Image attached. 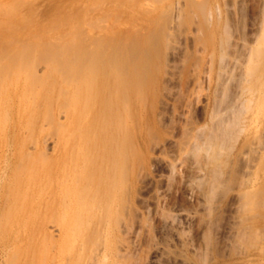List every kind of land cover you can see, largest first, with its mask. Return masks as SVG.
<instances>
[{"label": "rangeland", "instance_id": "rangeland-1", "mask_svg": "<svg viewBox=\"0 0 264 264\" xmlns=\"http://www.w3.org/2000/svg\"><path fill=\"white\" fill-rule=\"evenodd\" d=\"M263 28L264 0H0V264H264Z\"/></svg>", "mask_w": 264, "mask_h": 264}, {"label": "bare ground", "instance_id": "bare-ground-1", "mask_svg": "<svg viewBox=\"0 0 264 264\" xmlns=\"http://www.w3.org/2000/svg\"><path fill=\"white\" fill-rule=\"evenodd\" d=\"M28 1V0H27ZM19 2V1H18ZM25 3H26V0H25ZM19 4V3H18ZM17 7V6H16ZM13 8V7H12ZM11 10V9H10ZM71 19V18H70ZM66 23V22H65ZM22 28V27H21ZM11 29V28H10ZM264 29V28H263ZM226 31V30H225ZM48 32V31H47ZM229 32V31H228ZM262 33V32H261ZM28 36V35H27ZM38 36V35H37ZM36 36V37H37ZM61 36V35H60ZM15 37V36H14ZM35 37V38H36ZM262 37V36H261ZM30 38L32 39V37H31V35H30ZM34 38V39H35ZM39 38V37H38ZM260 38V37H259ZM18 41V40H17ZM60 41V40H59ZM71 41V40H70ZM9 42V41H8ZM12 42V41H11ZM21 43V42H20ZM75 43V42H74ZM11 44V43H10ZM73 44V43H72ZM24 45V44H23ZM37 45H38V43H37ZM50 46V45H49ZM1 47H4V46H1ZM8 47V46H7ZM23 48V47H22ZM74 48H76V46L74 47ZM80 48H81V46H80ZM79 48V49H80ZM8 49V48H7ZM253 49V48H252ZM5 50V49H4ZM18 50V49H17ZM16 50V51H17ZM26 50V49H25ZM255 50V49H254ZM15 51V52H16ZM54 52V51H53ZM252 52H253V50H252ZM260 52V51H259ZM1 53V52H0ZM21 53V52H20ZM17 54V53H16ZM25 54V53H24ZM71 54V53H70ZM14 55V54H13ZM255 55H257V54H254V56ZM19 57V56H18ZM60 57V56H59ZM18 59V58H17ZM20 59V58H19ZM62 59V58H61ZM77 60H78V58H77ZM20 61H22L21 59H20ZM79 61V60H78ZM71 63V62H70ZM12 64V63H11ZM22 64V63H21ZM53 64V63H52ZM72 64V63H71ZM23 66V65H22ZM3 67V66H2ZM13 68V67H12ZM51 68V67H50ZM21 69V68H20ZM4 71V70H3ZM74 71V70H73ZM72 72V71H71ZM33 73V72H32ZM76 73V72H75ZM18 75V74H17ZM16 75V76H17ZM61 76V75H60ZM231 76V75H230ZM6 77V76H5ZM145 77H146V75H145ZM237 78V77H236ZM15 79V78H14ZM13 79V80H14ZM40 79V78H39ZM79 80V79H78ZM0 81H1V79H0ZM8 81H9V79H8ZM73 81V80H72ZM77 81V80H76ZM10 82V81H9ZM11 82H12V80H11ZM10 82V83H11ZM39 83V82H38ZM4 84H5V82H4ZM3 85H0V95H2L3 93V87H2ZM5 86V85H4ZM8 86V85H7ZM31 86H32V84H31ZM35 88V87H34ZM240 88V87H239ZM5 89V88H4ZM244 90V89H243ZM65 91V90H64ZM68 91V90H67ZM221 92H223V90L221 91ZM63 93V92H62ZM75 94V93H74ZM224 94V93H223ZM5 95V94H4ZM32 95V94H31ZM41 95V94H40ZM2 98V97H1ZM2 101V100H1ZM64 103H65V100H64ZM61 105V104H60ZM241 105V104H240ZM65 106V105H64ZM228 107V106H227ZM233 107H235V106H233ZM239 109V108H238ZM237 109V110H238ZM241 109V108H240ZM243 110H245V109H243ZM238 111H240V110H238ZM241 113H243V112H241ZM241 113L239 112V113H236V115H235V118H233V120L232 121H230V125L228 126V127H225L226 128V130H225V128H224V131H223V134H220V137H219V135H214L211 139L209 138V140L207 141L208 142V144H206V146H205V151H207L208 152V160H210V162L213 164V163H215L214 164V166H216V167H214V166H212V167H214L213 169H215L216 168V170L217 169H219V165H216V164H220V162L223 164V162H224V160L225 159H223L222 157H223V154H222V150H225V148H227V142L229 141L228 139H231L232 137H234L235 136V134H234V136H233V133H234V130H235V128H236V126L237 125H239L238 124V122H239V120H240V117H241ZM9 116V115H8ZM51 117V116H50ZM223 121V120H222ZM241 121V120H240ZM221 125V124H220ZM228 125V124H227ZM56 128V127H55ZM222 128H223V126H222ZM228 128V129H227ZM242 129V128H241ZM240 129V130H241ZM214 130V129H213ZM236 131V130H235ZM205 133V132H204ZM217 133V132H216ZM221 133V132H220ZM212 134V133H211ZM216 136V137H215ZM208 138V137H207ZM231 140H233V139H231ZM233 142V141H232ZM235 143V142H234ZM226 146V147H225ZM224 148V149H223ZM260 148V147H259ZM195 149V148H194ZM206 152V153H207ZM198 155V154H197ZM206 155V154H205ZM247 155V154H246ZM207 156V155H206ZM227 157V156H226ZM207 162V161H206ZM249 163V162H248ZM221 164V165H222ZM212 169V172H214L215 173V171L216 170H213ZM210 171H211V169H210ZM220 171V169L219 170H217V172H219ZM211 172V173H212ZM219 173H222L221 171L219 172ZM218 173V174H219ZM228 173V172H227ZM217 174V173H216ZM212 175V179H213V182L211 183V185H213V187L214 188H216V187H220V184L219 183H221L220 181H222L221 180V178L219 179V175ZM213 176L214 177H216V181L214 180V178H213ZM227 181V180H226ZM210 182H211V180H210ZM209 182V183H210ZM215 182H217L216 184H219L218 186L216 185V184H213V183H215ZM206 184V183H205ZM215 185H216V187H215ZM223 186V185H222ZM214 188H213V190H214ZM212 190V191H213ZM210 193V192H209ZM258 193V192H257ZM209 197H211V196H209ZM255 201V200H254ZM264 201V200H263ZM256 202V201H255ZM259 203V202H258ZM264 204V203H263ZM245 205V204H244ZM254 205V204H253ZM256 205H257V203H256ZM245 208V207H244ZM249 208V207H248ZM250 217H252V216H250ZM240 232V231H239ZM237 234V233H236ZM243 236V235H242ZM245 237V236H244ZM244 237L242 238V239H244ZM241 238V237H240Z\"/></svg>", "mask_w": 264, "mask_h": 264}]
</instances>
